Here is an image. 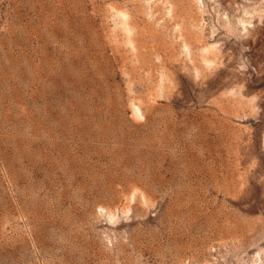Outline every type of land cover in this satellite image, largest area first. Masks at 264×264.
I'll return each instance as SVG.
<instances>
[{"label": "rangeland", "instance_id": "374dc122", "mask_svg": "<svg viewBox=\"0 0 264 264\" xmlns=\"http://www.w3.org/2000/svg\"><path fill=\"white\" fill-rule=\"evenodd\" d=\"M264 0H0V264H264Z\"/></svg>", "mask_w": 264, "mask_h": 264}, {"label": "bare ground", "instance_id": "6f19581e", "mask_svg": "<svg viewBox=\"0 0 264 264\" xmlns=\"http://www.w3.org/2000/svg\"><path fill=\"white\" fill-rule=\"evenodd\" d=\"M263 252H264V247H263Z\"/></svg>", "mask_w": 264, "mask_h": 264}]
</instances>
